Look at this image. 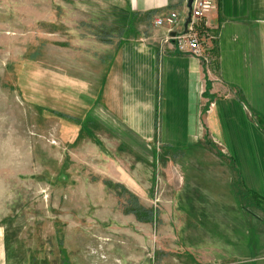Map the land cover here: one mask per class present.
Listing matches in <instances>:
<instances>
[{"label": "rangeland", "instance_id": "rangeland-1", "mask_svg": "<svg viewBox=\"0 0 264 264\" xmlns=\"http://www.w3.org/2000/svg\"><path fill=\"white\" fill-rule=\"evenodd\" d=\"M112 1L0 0L5 264H264V203L252 194L264 182L247 177L264 173V100L223 103L242 184L223 140L183 157L161 139L123 144L100 130L91 107L120 32L97 7Z\"/></svg>", "mask_w": 264, "mask_h": 264}, {"label": "crops", "instance_id": "crops-1", "mask_svg": "<svg viewBox=\"0 0 264 264\" xmlns=\"http://www.w3.org/2000/svg\"><path fill=\"white\" fill-rule=\"evenodd\" d=\"M188 2L98 3L102 20L117 28L120 35L108 38L105 43L103 77L91 107V122L122 139L123 144L130 141L147 147V143L157 138L183 157L204 151L201 141L207 138L223 140L232 170L241 183L243 175L228 147L233 138L230 135L233 128L228 126L231 114L223 103L247 98L256 106V101L264 100V86H260L264 83V0H214L215 8L205 18L206 32L212 35L207 40V63L176 52L172 43L161 45L164 30L154 26L156 18L171 12H176L185 23L189 16ZM253 74L260 76L255 89ZM244 76L249 82L247 91L243 88L246 96L237 89L246 80ZM238 131L246 133V146L251 152L253 147L246 129L239 127ZM247 172L257 188L259 180L264 182L260 168ZM252 247L256 252L262 248L258 235L252 238ZM5 256L0 230V264H5Z\"/></svg>", "mask_w": 264, "mask_h": 264}, {"label": "built area", "instance_id": "built-area-1", "mask_svg": "<svg viewBox=\"0 0 264 264\" xmlns=\"http://www.w3.org/2000/svg\"><path fill=\"white\" fill-rule=\"evenodd\" d=\"M214 8V0H193L185 23L176 12L156 18L154 26L164 30L161 45L172 43L176 52L207 63V40L212 35L206 32L205 18Z\"/></svg>", "mask_w": 264, "mask_h": 264}, {"label": "trees", "instance_id": "trees-1", "mask_svg": "<svg viewBox=\"0 0 264 264\" xmlns=\"http://www.w3.org/2000/svg\"><path fill=\"white\" fill-rule=\"evenodd\" d=\"M237 188V187H236ZM238 189V188H237ZM239 193L241 194L240 190H237ZM254 199L257 201V203H264V198H262L261 196L257 195L256 193L252 192ZM242 195V194H241Z\"/></svg>", "mask_w": 264, "mask_h": 264}, {"label": "water", "instance_id": "water-1", "mask_svg": "<svg viewBox=\"0 0 264 264\" xmlns=\"http://www.w3.org/2000/svg\"><path fill=\"white\" fill-rule=\"evenodd\" d=\"M193 0H189L188 2V5H189V8L191 7V3H192Z\"/></svg>", "mask_w": 264, "mask_h": 264}]
</instances>
